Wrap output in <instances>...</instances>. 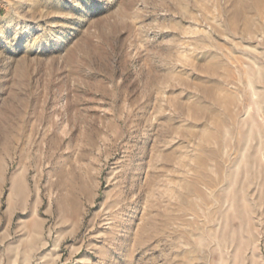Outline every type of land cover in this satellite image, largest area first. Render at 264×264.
Masks as SVG:
<instances>
[{"label": "rangeland", "instance_id": "374dc122", "mask_svg": "<svg viewBox=\"0 0 264 264\" xmlns=\"http://www.w3.org/2000/svg\"><path fill=\"white\" fill-rule=\"evenodd\" d=\"M0 264H264V0H0Z\"/></svg>", "mask_w": 264, "mask_h": 264}]
</instances>
